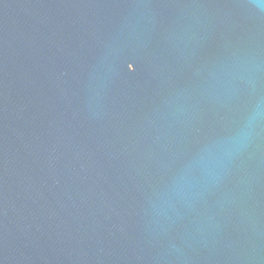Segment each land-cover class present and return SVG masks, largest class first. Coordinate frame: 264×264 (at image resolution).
<instances>
[{
	"label": "water",
	"instance_id": "95a60500",
	"mask_svg": "<svg viewBox=\"0 0 264 264\" xmlns=\"http://www.w3.org/2000/svg\"><path fill=\"white\" fill-rule=\"evenodd\" d=\"M0 264H264V6L0 0Z\"/></svg>",
	"mask_w": 264,
	"mask_h": 264
},
{
	"label": "snow or ice",
	"instance_id": "6c2138e0",
	"mask_svg": "<svg viewBox=\"0 0 264 264\" xmlns=\"http://www.w3.org/2000/svg\"><path fill=\"white\" fill-rule=\"evenodd\" d=\"M257 3H259L261 6H264V0H256ZM130 68L132 67L131 64L128 65Z\"/></svg>",
	"mask_w": 264,
	"mask_h": 264
}]
</instances>
